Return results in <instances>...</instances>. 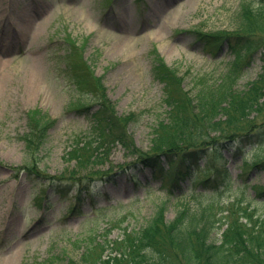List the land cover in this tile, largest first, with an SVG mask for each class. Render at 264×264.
<instances>
[{"label": "rangeland", "instance_id": "obj_1", "mask_svg": "<svg viewBox=\"0 0 264 264\" xmlns=\"http://www.w3.org/2000/svg\"><path fill=\"white\" fill-rule=\"evenodd\" d=\"M243 1L261 8L255 0H0V34H5L0 35V58L6 64L0 63V264H90L82 259L86 251L104 245L106 256L113 241L160 208L169 221L181 209L211 198V190L198 197L203 188L192 191L188 183L179 185L189 193L185 198L170 194L174 183L155 179L151 169L137 170L140 183L135 184L133 173L120 168L150 150L154 127L167 118L164 84L155 78L157 58L192 96L202 78L221 83L236 56L226 44L217 48L198 40L197 32L235 28ZM261 56L239 61L234 90L247 89L263 73ZM80 59L100 79L95 95L77 85L72 62ZM103 102L116 116L135 118L127 124L131 142L111 144L102 163L77 171L66 153L75 139L92 137V117ZM32 110L55 123L38 154L27 156L21 136L28 132ZM246 150L247 163L230 158L223 167L231 185L223 175L215 181L223 203L233 200L245 172L250 171L252 185L264 186V171L254 168L255 149ZM30 169L56 177L73 172L82 179L111 171L113 177L98 186L102 194L95 195V210L86 199L80 213H70V203L49 190L45 207L36 206L39 181L27 175ZM253 206L264 214V200Z\"/></svg>", "mask_w": 264, "mask_h": 264}, {"label": "trees", "instance_id": "obj_2", "mask_svg": "<svg viewBox=\"0 0 264 264\" xmlns=\"http://www.w3.org/2000/svg\"><path fill=\"white\" fill-rule=\"evenodd\" d=\"M255 1L260 9H252L243 1L235 28L213 33L197 32L198 40L217 48L226 44L236 56L229 74L221 83L202 78L196 83L192 96L184 90L177 74L157 58L154 72L155 78L164 84L169 106L167 118L154 127L150 150L120 168L121 172L133 173L135 184L140 183L137 170L151 169L155 179L174 183L170 194L177 193L178 197L185 198L189 193L181 190L179 185L188 183L192 191L196 187L203 188L205 192H199L198 197H204L211 190V198L207 202L200 201L197 207L181 209L169 221L164 219L160 208L137 228L126 231L120 240L113 241L111 252L106 256L103 254L104 245H100L101 248L83 254L84 262L264 264V214L253 206L256 200H264V186L252 185L250 171L245 172L240 176L241 182L233 200L223 203L217 198L220 184L215 182L219 175H223L222 181L226 186L231 185L230 175L223 167L230 158L247 163L246 148L250 145L255 149L254 159H258L254 168L264 171V157L260 158L264 155V68L247 89L236 91L233 88L242 58H252L260 53L264 62V0ZM72 63L78 69L77 85L88 90L81 91L95 95L101 90L100 79L92 76L84 60ZM104 103L96 115L91 116L94 122L92 137L75 139V144L66 153V160L73 162L77 171L87 170L89 164L102 163L111 144L131 142L126 132L127 124L135 118L132 115L118 117L114 109ZM27 120L28 132L21 136V140L25 143L27 156H31L34 152L38 154L55 120L39 110H32ZM27 175L40 182L36 187L38 208L45 207L43 196L49 190L70 203V213H80L86 199L95 210V195L102 194L97 190L98 186L113 177L111 171L91 173L82 179L73 172L66 177H56L31 169Z\"/></svg>", "mask_w": 264, "mask_h": 264}, {"label": "bare ground", "instance_id": "obj_3", "mask_svg": "<svg viewBox=\"0 0 264 264\" xmlns=\"http://www.w3.org/2000/svg\"><path fill=\"white\" fill-rule=\"evenodd\" d=\"M21 22H23L22 20H21ZM164 30V28L163 29H161V31H163ZM0 33H1V31H0ZM1 35V34H0ZM4 36H5V34H3ZM3 35H1V36H3ZM4 60V59H3ZM1 58H0V63H1V65H2V63H3V66L4 67H6V64L4 63V61H3Z\"/></svg>", "mask_w": 264, "mask_h": 264}]
</instances>
